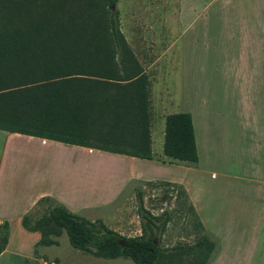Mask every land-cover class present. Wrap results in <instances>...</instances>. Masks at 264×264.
<instances>
[{"label": "trees", "instance_id": "trees-1", "mask_svg": "<svg viewBox=\"0 0 264 264\" xmlns=\"http://www.w3.org/2000/svg\"><path fill=\"white\" fill-rule=\"evenodd\" d=\"M119 0H0V129L153 159L151 81L121 29ZM163 154L196 165L199 153L192 114L166 116ZM146 181L145 183H153ZM180 188L190 202L183 185ZM142 233L123 235L102 219H89L52 196L24 214L23 226L39 231L35 247L59 245L67 234L74 249L135 264H207L216 241L205 231L193 243L163 247L169 215L153 214L136 190ZM190 206L194 210L192 203ZM44 208L35 217L34 210ZM195 212V210H194ZM196 213V212H195ZM0 224V254L9 242Z\"/></svg>", "mask_w": 264, "mask_h": 264}, {"label": "crops", "instance_id": "crops-1", "mask_svg": "<svg viewBox=\"0 0 264 264\" xmlns=\"http://www.w3.org/2000/svg\"><path fill=\"white\" fill-rule=\"evenodd\" d=\"M205 6L207 27L215 30L211 34L213 42L224 39L225 46L230 44V58L237 55L245 61L258 60L259 46L264 45V0H209ZM202 11H197L198 17ZM193 122L199 153L196 165L170 162L163 148L159 154L153 151V159H144L0 129V224L8 221L10 225L9 242L0 254V264H55L51 246H40L35 253L41 233L29 231L22 224L24 214L33 210L41 197H55L74 212L102 208L117 201L132 180L168 181L184 186L206 233L216 241L207 264H264V98L254 121L238 120L239 133L225 128L218 132L213 127L207 166L199 143L202 125L198 126L194 119ZM27 148L34 150L29 153L35 160L18 163L17 154L28 152ZM89 156L132 164L104 198L82 201L85 183L72 190L64 177L57 184L56 162L65 169L72 163L86 165ZM136 163L165 172L174 170L177 175L141 171ZM113 223L114 230L126 235L124 229L129 224L125 219L116 215Z\"/></svg>", "mask_w": 264, "mask_h": 264}, {"label": "rangeland", "instance_id": "rangeland-1", "mask_svg": "<svg viewBox=\"0 0 264 264\" xmlns=\"http://www.w3.org/2000/svg\"><path fill=\"white\" fill-rule=\"evenodd\" d=\"M208 1L119 0L116 6L121 29L151 79L153 151L156 154L162 152L164 133L161 131L163 127L164 132L166 115L188 111L197 125H202L203 137L199 143L205 166L213 127L218 132L228 129L231 133H239L238 120L254 121L264 98V45L259 46V59L255 62L239 59L237 55L230 58V44L225 46L223 38L220 43L212 40L211 34L215 30L207 27L209 19L205 5ZM195 9L203 10L199 17ZM27 151L17 154L18 163L35 160L29 153L34 150L27 148ZM56 163L57 184L64 177L72 190L79 183H85L82 201L104 198L117 187L132 164L111 158L95 160L90 156L86 165L72 163L64 169L60 162ZM135 166L141 171L157 170L145 163ZM169 172L176 177L174 170ZM169 172L157 170L159 174ZM137 189L144 192V206L148 210L155 215L164 212L169 215L166 231L154 234L161 246L193 243L202 233L196 213L181 189L157 181L132 180L111 205L83 209L78 213L89 219H102L112 229H115L113 219L119 215L129 224L124 229L126 235H140L142 217ZM43 212L41 207L34 210L33 215L38 217ZM49 248L55 264L59 261L61 264H135L122 257L105 259L82 253L71 246L66 233L60 237L59 246Z\"/></svg>", "mask_w": 264, "mask_h": 264}, {"label": "water", "instance_id": "water-1", "mask_svg": "<svg viewBox=\"0 0 264 264\" xmlns=\"http://www.w3.org/2000/svg\"><path fill=\"white\" fill-rule=\"evenodd\" d=\"M116 6H117V3H116V4H113V5L111 6V9L115 10V9H116Z\"/></svg>", "mask_w": 264, "mask_h": 264}]
</instances>
